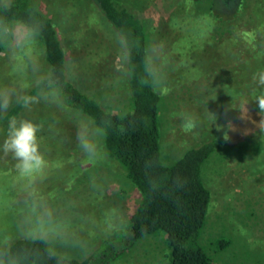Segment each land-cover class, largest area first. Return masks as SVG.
Returning <instances> with one entry per match:
<instances>
[{"label": "rangeland", "instance_id": "1", "mask_svg": "<svg viewBox=\"0 0 264 264\" xmlns=\"http://www.w3.org/2000/svg\"><path fill=\"white\" fill-rule=\"evenodd\" d=\"M9 1L0 0V4ZM40 1L61 33L70 76L106 108L118 112L127 107L125 51L119 35L91 17L94 11H90L88 0ZM132 1L143 4L141 8L146 3ZM256 1L247 0L236 20L220 21L216 35H238L246 29L241 23L250 18ZM147 18L152 25L160 24L155 15ZM164 25L156 29L150 56L156 86L164 96L163 161L172 164L211 137L227 135L232 141L237 134L243 135V127L237 122L249 116V92L257 88L259 93L264 91L253 79L256 72L244 63L256 55L255 59L264 61V41L258 47L235 48L232 52L240 54L228 53L227 59L223 54L227 51L217 49L209 63L213 68L189 79L178 73L181 59L174 52L176 39L170 26ZM11 32L14 45L0 60V93L10 94L8 109L27 81L47 71L40 39L20 24H13ZM98 34L101 36L95 40ZM241 98L247 102L242 103ZM5 112L0 108V116ZM15 119L38 126L37 136L43 139L37 140L45 167L31 178L23 177L13 154L1 151L0 244L42 235L55 251L69 257L105 249L108 239L127 230L141 197L122 170L109 160L103 134L47 91L35 96ZM189 119L194 120V127L185 126ZM8 125L5 122L0 127L4 141ZM254 132L253 137L247 132L244 143L232 141L214 153L203 168L212 199L200 243L215 264H264V130ZM81 135L94 145V154L83 150ZM219 241L227 243L218 246ZM169 254L166 236L161 233L140 240L113 264H168Z\"/></svg>", "mask_w": 264, "mask_h": 264}, {"label": "trees", "instance_id": "2", "mask_svg": "<svg viewBox=\"0 0 264 264\" xmlns=\"http://www.w3.org/2000/svg\"><path fill=\"white\" fill-rule=\"evenodd\" d=\"M145 2L142 8L143 4L138 6V2L132 0L87 2L90 11H94L91 17L99 20L98 23L104 22L106 29H113L123 43L129 104L118 112L106 108L70 76L61 33L40 0H10L0 4V60L14 45L11 26L20 24L40 39L47 67L40 77L27 81L22 94L0 116V127L19 118L40 92L55 94L66 107L93 123L103 134L104 150L109 160L122 170L141 197L130 216L127 230L125 228L119 232L121 234L108 239L106 248L95 254L69 257L55 251L45 236L38 235L20 238L8 245L0 244V264H113L140 240L161 233L166 236L170 249L168 264H215L200 243L212 199L203 179V168L214 153L228 147L232 141L244 143L247 132L253 137L255 130H261L258 124L264 119V113H260L258 105L253 102L259 88L254 93L249 92L251 104L246 105L249 108L247 120L242 117L237 122L243 127L242 136L237 134L232 141L227 135L211 137L188 149L174 163L166 164L161 141L164 96L158 90L153 74L151 43L158 25L170 26L176 39L174 52L181 59L178 73L189 79L195 78L194 75L213 68L211 64L217 49H225L227 52L223 54L227 59L228 53L235 48L258 47L264 41V0H257L250 18L241 23L246 24V29H241L238 35L221 36L215 33L216 25L220 21L236 20L244 11L247 0ZM150 15L159 17L160 24L152 25L147 18ZM257 56L244 63L256 73L264 69V61L255 59ZM241 99L242 103L247 102ZM0 140L1 153L4 152L1 132ZM182 180L184 186L178 188ZM224 242L227 243L219 241L218 246Z\"/></svg>", "mask_w": 264, "mask_h": 264}, {"label": "clouds", "instance_id": "3", "mask_svg": "<svg viewBox=\"0 0 264 264\" xmlns=\"http://www.w3.org/2000/svg\"><path fill=\"white\" fill-rule=\"evenodd\" d=\"M253 79L258 85L264 87V70H260L254 74ZM162 87V86H161ZM253 102L258 105L260 113H264V91L255 95ZM11 103L10 94L7 92L0 93V108L7 110ZM261 130H264V119L258 124ZM186 127H194V120L189 119ZM37 125L29 120L11 119L8 125L7 139L4 141L5 153H12L17 160L16 168L23 177H33L42 171L45 167V160L39 151L37 140ZM227 139V137H225ZM80 144L83 150L92 155L95 153L94 145L88 140L86 135L80 136ZM185 181L182 180L177 187L182 188Z\"/></svg>", "mask_w": 264, "mask_h": 264}]
</instances>
